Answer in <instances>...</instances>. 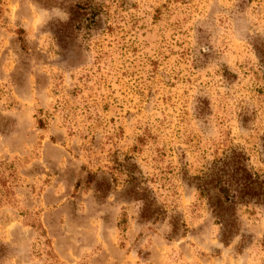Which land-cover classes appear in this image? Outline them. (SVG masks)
I'll return each mask as SVG.
<instances>
[{
  "label": "rangeland",
  "instance_id": "1",
  "mask_svg": "<svg viewBox=\"0 0 264 264\" xmlns=\"http://www.w3.org/2000/svg\"><path fill=\"white\" fill-rule=\"evenodd\" d=\"M0 264H264V0H0Z\"/></svg>",
  "mask_w": 264,
  "mask_h": 264
},
{
  "label": "trees",
  "instance_id": "2",
  "mask_svg": "<svg viewBox=\"0 0 264 264\" xmlns=\"http://www.w3.org/2000/svg\"><path fill=\"white\" fill-rule=\"evenodd\" d=\"M238 154L239 153L233 152L232 155L225 156L223 159L217 161L218 163H221V167L216 171H222L226 176L223 179L224 184L222 187H219V191L226 193V197L230 202H233L235 197H245L246 195H250L252 190L260 184L258 180L252 178L253 174L242 164V156ZM224 169H226V171H224ZM215 175L219 176L217 181L221 180L224 176L221 174L219 175L217 172L214 173V177ZM230 180H232V188L230 187ZM228 189H232V191Z\"/></svg>",
  "mask_w": 264,
  "mask_h": 264
}]
</instances>
